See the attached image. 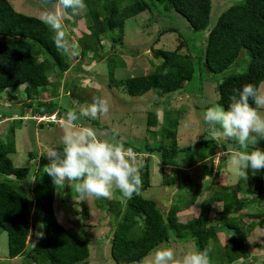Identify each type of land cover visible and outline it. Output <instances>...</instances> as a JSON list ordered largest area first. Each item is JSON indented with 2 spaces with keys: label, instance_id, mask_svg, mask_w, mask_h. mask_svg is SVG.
<instances>
[{
  "label": "trees",
  "instance_id": "1",
  "mask_svg": "<svg viewBox=\"0 0 264 264\" xmlns=\"http://www.w3.org/2000/svg\"><path fill=\"white\" fill-rule=\"evenodd\" d=\"M54 2L55 0H52V3ZM84 2L87 10L83 17L89 33H83L79 40L82 56L90 52L95 57L100 35L113 30L121 34L123 22L142 12L158 16L154 21L159 24L160 34L173 29L171 26L163 25L161 19L163 15L171 12L177 18L182 17L186 31L191 32L192 39L187 37L184 40L189 45L188 50L193 52L192 57L175 50H156L154 54L161 61L145 75L117 80L113 76L115 62L111 57L105 61L109 88H120L130 97H138L148 91L153 92L151 109L145 117L146 128L158 124L157 106L162 99L169 100L184 94L187 96L191 94L189 90L201 92L202 85L207 82L209 75L219 76V79L217 78V82L215 80L213 84V97L205 99L214 98L216 105L225 109L235 89H240L245 84L258 87L264 82V0H238L223 10L212 23L209 20L210 0H84ZM52 36L50 29L40 19L15 12L9 3L0 0V121L7 119L11 124L3 130L6 132L3 136L4 141L0 139V230L6 236L8 259L25 254L34 264H90L88 241L79 238L71 229L60 226L55 218L52 206L56 187L43 171V167L49 163L48 159L41 155L35 169H28L14 167L9 158L15 152L14 129L19 127L23 117L31 118L52 112L63 117L67 111L64 107H58L56 98L46 101L39 99L41 91L49 85V74L60 77L67 70L63 54L55 47ZM192 41L197 44L193 45ZM116 42L111 39L112 44ZM19 86H23L26 100L17 108L9 106L10 100L4 94L14 93ZM168 116L169 112L167 116L163 115L159 122L160 135L169 140L167 145L162 142L144 144L143 150H139L124 142L125 147L130 148L134 154L146 153L150 156L157 153L161 167L176 166L174 161L183 149L176 148L177 121ZM86 119L91 126L99 129L97 121ZM50 126L52 124L47 125ZM204 141L205 139L201 138L197 143L201 150L205 146ZM225 143L233 144L235 148L238 145L236 141L230 140ZM61 148L62 146L57 147ZM196 149L198 150L197 147ZM254 149L251 147V151ZM34 155L31 152L27 153L28 159H34ZM208 156L206 153L203 157L194 159L193 165L205 161ZM146 163L147 161L142 163L141 192L149 186ZM208 163V167L202 166L197 179L210 176V162ZM175 166L173 169L176 172L179 174L184 172L177 170L182 166ZM175 171L174 179H170V183L179 181L178 194L188 196L185 205L190 206L203 187L194 184L185 187L183 184H187L189 180H178L177 177L181 175L177 173L175 175ZM216 173L217 171L213 175L214 179ZM263 173L264 170L261 172L249 170L247 186L243 190L245 194L251 195L248 200L237 199L235 194L222 188L211 193L206 187L204 190L209 194L200 202L197 216L184 223L176 221L175 214L179 211L177 205H171L169 210L163 213L156 202L143 198L141 194L125 200L123 207L115 210L116 213L123 208L121 214L113 217L115 224L108 239L110 262L138 264L158 245L185 240L193 243L195 251L205 247L211 248L209 255L212 264L224 262L232 264L237 260H245V234L239 229L238 219L230 217L225 221L222 217V224L207 225V206L211 202L220 203L222 208L220 213L226 216L233 215L246 204H252L257 198L261 199L264 192ZM164 176L162 185L165 184ZM22 181L28 185L25 204L17 187ZM190 182L194 183L196 180ZM209 184L215 185V181L211 180ZM70 195V189L64 188L63 203L67 205L70 203V198L75 195L74 191L73 196ZM102 201L104 205L107 201L106 206L113 202L107 199H101L100 202ZM115 203L118 205V202ZM115 213H111L112 216ZM80 216L81 220H87L84 207H81ZM251 217L258 219V226L264 228V217L261 212ZM36 222L41 226V240L27 246L28 240L35 239ZM221 226L230 231V236L220 247L216 244V234Z\"/></svg>",
  "mask_w": 264,
  "mask_h": 264
},
{
  "label": "rangeland",
  "instance_id": "2",
  "mask_svg": "<svg viewBox=\"0 0 264 264\" xmlns=\"http://www.w3.org/2000/svg\"><path fill=\"white\" fill-rule=\"evenodd\" d=\"M3 1L9 3L15 12L33 16L38 19H40L42 11L44 10L41 5V0ZM210 1L211 10L209 20L210 23H212L223 10L229 5L236 3L238 0ZM51 6L52 5H49L48 7L51 8ZM83 13L72 17L71 10H67V14L61 11V15L64 17V23L67 26L69 39L78 45V55L70 57L61 52L65 59L67 70H65L60 77L49 74V85L41 91L39 99L46 101L56 98L58 107H64L66 110L74 109L77 112L81 107L91 104L94 96L106 99L109 104L108 114L96 119H91L89 117L91 120L98 122L99 129L91 126L86 118L78 121V124L93 127L100 134L101 138L105 139L110 138L113 132L118 133L119 139L139 150H143L144 144L151 145L162 142L167 145L169 140L160 135L161 127L159 122L163 115L167 116V112H169L168 117L177 121V127L175 128L176 148L179 150L183 149L178 153L174 161L176 166H173H182L177 168V170L184 172L179 174L173 169V166L161 167L157 153H153L150 156L146 153H138L135 154V156L141 164L147 161L146 167L149 186L141 192V196L156 202L163 213L167 212L171 205H177L179 211L175 214V217L176 221L179 223H184L197 216L200 202L205 198L206 194H209L204 190L206 187H208L207 190L211 193L217 190L220 191V188H222L229 193L232 192L235 194L237 199L244 198L248 200L251 195L243 192L247 186V180L238 175L237 166L232 162V158L240 151L239 145L235 148L233 144L228 145L225 143L223 148L225 150L223 151L221 147L218 146L213 148V145L224 143L228 140L213 141L208 139L206 125L203 123V111L207 107L216 105L214 98L212 100H206L205 98L213 97V84L215 80L217 82L219 76H207V82L202 85L201 92L198 91L196 93L197 90H189L188 92L191 93L190 95L187 94L186 96L184 94L183 96H177L169 100L162 99V102L160 101L157 106L156 118L158 124L155 127L149 128L145 126V117L146 113L151 109L150 102L154 98L153 92L148 91L141 96L130 97L120 88L108 87L109 83L105 63L108 57H111L116 64L113 76L117 80L145 75L152 71L153 66L158 65L161 61V59L154 54L156 50H175L178 53L185 55L189 54L192 57L193 52L188 50L189 45L187 41L184 40V38L190 37L191 34L190 31H186L187 28L184 19L182 17L177 18L173 12L163 15L161 17L163 25L171 26L173 29L160 34L158 33V30H160L159 24L154 21L158 16H152L147 12L139 13L123 22L121 34L113 30L109 33L100 35L97 53L94 57L90 52L86 53L84 56L80 53L81 48L79 40L83 33H89L85 28ZM190 38L192 39V37ZM111 39L117 42L112 44ZM192 43L193 45L197 44L195 41H192ZM189 44H191V42ZM258 88L264 93V82H262ZM192 93L194 94L192 95ZM4 96L8 97L10 100L8 103L9 106L12 105L16 108L26 100L23 86H19L14 93L4 94ZM258 111L261 115H264V109H258ZM58 123L59 124L56 126L40 127L30 122L28 118L25 117L18 128L14 127L13 142L15 152L9 156L12 165L14 167L35 169L38 157L41 155L45 156L48 147L57 148L62 146L60 144V137L63 130L60 120ZM10 125L9 120L4 119L0 121V139L2 141H4V133L6 134L3 130ZM101 127H107V129H102ZM201 138L205 139V146L202 147V150L197 146ZM251 147H259L261 150H264V140L259 141L258 145L250 144L248 150L251 151ZM28 152L35 154L33 156L34 159H28ZM206 153H212V159L206 158L207 161L193 165L194 159L203 157ZM225 154L227 155L226 157L224 156ZM208 162H210V176L197 179L202 166H209ZM174 171L175 175L176 173L181 175L177 177L178 180H189L187 184H183L185 187L189 185L191 187L192 184L203 187L200 194L190 206L185 205L188 196L178 194L179 181L170 183V179H174ZM215 171H217V173L214 179L213 175ZM163 175H165L164 185L161 184ZM193 180H196V182H190ZM211 180L215 181V185L209 184ZM25 183V181H22L17 184L24 204L27 199L28 189V185H25ZM262 186L264 187V173ZM64 188L70 189V196H73L74 190L71 185L66 183L64 187H56L52 207L57 222L63 228L71 229L73 233L75 232L78 234L79 238L88 241V251L90 254L88 261L90 264H113L109 260L108 239L110 238L111 231L114 227L113 225L115 224V221H113L115 218L113 219V217H118L123 208H121L119 212L117 211L118 213H115V210H118L119 207H123L126 199L121 197L119 190L113 188L111 197L107 198V200L113 202L107 206V201L104 205L102 204L104 203L103 201L100 202L101 199L79 202L73 198H70V203L67 205V203H63L62 201ZM261 199L257 198L252 204H246L233 215L226 216L220 213L222 210L220 203L211 202L207 206V225L222 224V217L225 221L229 220L230 217L238 219L237 223H239V229L245 234V260H238L240 264H260L264 262V228L258 226V219L251 217V215L257 214L258 212H261L264 217V192ZM115 202H118L119 206ZM81 207L85 208L87 220H81ZM111 213L115 214L112 216ZM79 229L81 231H79ZM34 232L35 239L34 241L28 240L27 246L36 244L38 241L40 242V233L42 232L39 222H36ZM216 236V244L221 247L230 236V231L224 226H221ZM209 243L212 244L211 242ZM166 245L174 250L176 260H181L188 252L195 251L193 243L189 240L179 243L170 242ZM147 256L148 255L145 257ZM145 257L141 263L138 264H146ZM0 264L34 263L31 262L25 254L13 259H8L6 254V236L5 233L0 230ZM223 264H225V262ZM232 264H234V262H232Z\"/></svg>",
  "mask_w": 264,
  "mask_h": 264
},
{
  "label": "clouds",
  "instance_id": "3",
  "mask_svg": "<svg viewBox=\"0 0 264 264\" xmlns=\"http://www.w3.org/2000/svg\"><path fill=\"white\" fill-rule=\"evenodd\" d=\"M41 5L44 9L41 22L53 33L52 40L57 50L70 57L78 55V45L69 39L61 11L67 14V10H71L72 17L78 16L87 10L84 0H55L54 4L52 0H41ZM49 5H52L51 8ZM164 74H167V70ZM258 109H264V93L256 85L245 84L234 90L227 109L214 105L203 111L208 139L234 140L238 143L240 151L232 158V162L237 166L238 175L245 180L249 170H264V150L256 147L248 151L250 144L258 145L259 141L264 140V115ZM108 112V101L94 96L91 104L81 107L78 112L69 109L63 117L55 112L31 118L25 116L41 127L49 124L56 126L60 120L62 148H47L45 157L49 163L43 167V171L51 178L54 187H64L66 183L71 185L76 201L110 198L113 188L119 190L121 197L126 200L141 194L142 164L118 138V133L113 132L110 138L105 139L93 127L78 124L84 118L96 119L106 116ZM224 145L225 142L213 145V148L218 146L223 151ZM212 157L210 153L207 159ZM211 251V248L205 247L188 252L181 260H176L174 250L161 244L148 253L145 261L146 264H211ZM234 264L240 262L237 260Z\"/></svg>",
  "mask_w": 264,
  "mask_h": 264
},
{
  "label": "water",
  "instance_id": "4",
  "mask_svg": "<svg viewBox=\"0 0 264 264\" xmlns=\"http://www.w3.org/2000/svg\"><path fill=\"white\" fill-rule=\"evenodd\" d=\"M161 217H162V219H163V221H164V217L161 215Z\"/></svg>",
  "mask_w": 264,
  "mask_h": 264
},
{
  "label": "built area",
  "instance_id": "5",
  "mask_svg": "<svg viewBox=\"0 0 264 264\" xmlns=\"http://www.w3.org/2000/svg\"><path fill=\"white\" fill-rule=\"evenodd\" d=\"M40 120H41V118H40Z\"/></svg>",
  "mask_w": 264,
  "mask_h": 264
}]
</instances>
